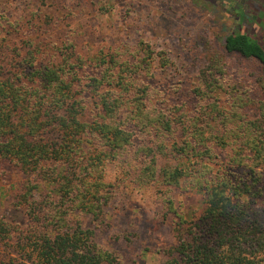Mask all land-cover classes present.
Returning a JSON list of instances; mask_svg holds the SVG:
<instances>
[{"label": "trees", "instance_id": "trees-1", "mask_svg": "<svg viewBox=\"0 0 264 264\" xmlns=\"http://www.w3.org/2000/svg\"><path fill=\"white\" fill-rule=\"evenodd\" d=\"M54 23V16H45L19 45L0 43V169L18 176L4 190L7 206L24 219L0 212V264H124L80 218H102L110 187L105 165L130 155L137 131L144 137L140 149L152 142L144 184L180 187L191 175L203 191L200 209L176 215L174 242L163 247L162 264H264V208L257 206L264 200V173L254 166L256 160L264 165V155L247 153L261 151L252 140L264 141V113L248 122L245 141L235 137L237 122L222 132L208 124L225 112L210 100L218 99L233 58L256 66L264 100V46L240 30L225 36L194 89L205 114L177 118L148 103L141 70L149 54L135 62V55L121 59L115 51L84 56L72 41L51 47ZM242 97L236 96L233 110ZM170 136L167 152L163 141ZM230 137L242 152L233 162L244 168L209 176L191 171ZM152 149L172 163L159 166Z\"/></svg>", "mask_w": 264, "mask_h": 264}, {"label": "rangeland", "instance_id": "rangeland-1", "mask_svg": "<svg viewBox=\"0 0 264 264\" xmlns=\"http://www.w3.org/2000/svg\"><path fill=\"white\" fill-rule=\"evenodd\" d=\"M45 16L55 19L51 47L72 41L84 56L115 51L121 59L135 55V62L149 54L147 68L141 70L149 91L148 103L156 111L177 118L185 115L197 119L204 113L203 104L194 94L199 70L215 50H220L225 36L240 30L264 46V0H0V43L12 39V44L19 45L32 26L41 23ZM140 47L147 52L141 53ZM163 58L166 64L161 63ZM228 63L230 68L218 99L210 100L226 113L214 119L209 117L208 124L222 132L225 126L237 122L241 127L235 137L245 141L248 122L264 113L258 69L238 58ZM244 90L248 94H242ZM240 95L244 103H239L237 112L233 108L239 102L236 96ZM136 133L130 155L105 165L104 181L110 187L102 218L80 219L84 227L94 228L98 244L121 257L124 264H162L163 247L174 242L172 227L176 215L200 209L203 191L191 175L180 187L144 184L141 171L151 157L148 148L152 142L147 139V147L140 149L144 137L139 131ZM235 137L228 138L223 148L215 147L206 162L194 163L191 171L198 169L209 176L244 168L243 164L236 167L233 162L238 152L239 156L242 154ZM255 137L254 149L261 151L255 153L252 149L247 153L264 155V141ZM174 139L170 136L163 141L167 152ZM181 139L176 136V140ZM152 151L159 166L172 161ZM256 162V169L264 173V165ZM17 178L15 171L6 175L0 169V212L6 211L5 214L13 217L16 213L7 206L4 189ZM257 206L263 209L264 200ZM16 218L24 222L21 215Z\"/></svg>", "mask_w": 264, "mask_h": 264}]
</instances>
